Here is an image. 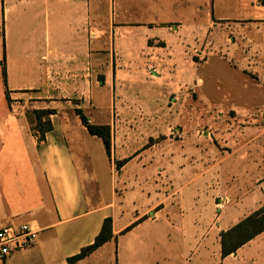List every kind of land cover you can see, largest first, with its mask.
Listing matches in <instances>:
<instances>
[{"label":"crops","instance_id":"0c3cea01","mask_svg":"<svg viewBox=\"0 0 264 264\" xmlns=\"http://www.w3.org/2000/svg\"><path fill=\"white\" fill-rule=\"evenodd\" d=\"M133 37L135 64L152 80L151 70L223 69L215 112L263 121L241 129L244 142L216 145L226 153L209 161L174 153L173 129L162 125L124 152L111 92ZM44 108L54 109L52 128L38 147L25 112ZM75 109L110 127V155ZM146 152L127 188L125 166ZM263 207L264 0H0V228L36 231L0 264H68L107 217L112 238L73 264H264V229L222 253V235Z\"/></svg>","mask_w":264,"mask_h":264},{"label":"rangeland","instance_id":"374dc122","mask_svg":"<svg viewBox=\"0 0 264 264\" xmlns=\"http://www.w3.org/2000/svg\"><path fill=\"white\" fill-rule=\"evenodd\" d=\"M111 43L117 50L116 35L111 38ZM140 47L139 39L133 37L130 45H124L123 50H119L122 52L119 53V60L125 67L124 78L120 82H115L111 92L112 108L116 112L118 124L115 142L117 146H125L124 152L128 153L139 143H149L150 128L162 125L163 128L170 126L173 129L171 136L173 137L174 153L182 151L188 160L204 159L209 161L218 158L221 153H226V150L218 149L216 145L220 146L224 141L228 144L244 142L246 136L241 134V129L248 125L256 126L260 121H263L260 117L233 120L228 115H219L215 112L214 109L218 103L224 104L223 95L225 92L217 87L214 73L219 79L228 78L227 71L216 69L210 65L200 67L189 65L180 72L161 70L159 73H155L154 70H151V73L156 74L158 78L154 81L146 70L139 69L140 64L139 66L135 64L140 61ZM116 53L115 56H117ZM231 76L244 77L235 73ZM181 77L183 80L186 79L184 83L180 82ZM199 78L204 82L201 87L198 84ZM108 107L109 104L108 106L106 104L101 111L106 112L105 108ZM137 131L140 133L136 138ZM244 153L245 150L242 151V155ZM144 160H148V152L125 166L123 171L129 177L127 181L125 180L127 188L135 184L131 181L133 179H130L133 166L137 164L140 168L139 163ZM174 168L180 170V167ZM184 168L191 172L189 174L191 176L196 173L197 165L195 163L193 166ZM154 180L159 182L160 178L155 176ZM173 186L176 187V184ZM117 187H121L120 182ZM255 192L256 190L253 189L252 193Z\"/></svg>","mask_w":264,"mask_h":264},{"label":"trees","instance_id":"16d2710c","mask_svg":"<svg viewBox=\"0 0 264 264\" xmlns=\"http://www.w3.org/2000/svg\"><path fill=\"white\" fill-rule=\"evenodd\" d=\"M76 114L79 116L82 124L86 127L91 135L99 137L104 145V149L110 155L111 134L110 127L105 124H92L88 118L83 114L80 109H75ZM54 113V109H28L25 114L30 126V131L34 138L36 145L39 147L45 141L46 132L52 128L50 115ZM124 164V160L118 161L116 167L119 168ZM264 229V207L252 213L246 219L238 223L229 231L222 235V253L228 254L237 248L238 241L249 240L252 236ZM113 236L112 233V219L107 217L103 220L101 229L94 241L84 246L80 251L67 259L68 264H73L76 261L84 258L100 245L110 240ZM236 240V243H229V241Z\"/></svg>","mask_w":264,"mask_h":264},{"label":"built area","instance_id":"2783aa9c","mask_svg":"<svg viewBox=\"0 0 264 264\" xmlns=\"http://www.w3.org/2000/svg\"><path fill=\"white\" fill-rule=\"evenodd\" d=\"M151 76H153L151 74ZM36 238V231L28 224L3 226L0 228V261L12 252L31 247Z\"/></svg>","mask_w":264,"mask_h":264}]
</instances>
